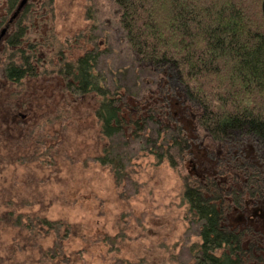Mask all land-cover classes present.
Masks as SVG:
<instances>
[{"label":"trees","instance_id":"obj_1","mask_svg":"<svg viewBox=\"0 0 264 264\" xmlns=\"http://www.w3.org/2000/svg\"><path fill=\"white\" fill-rule=\"evenodd\" d=\"M53 1L26 5L15 21L17 30L9 46L19 51L3 71L10 84L41 71V59L36 58L34 65L33 56L24 52L20 41L25 34L24 21L38 25L44 17L49 21L53 18ZM112 2L122 40L137 66L131 65L134 78L118 70H106V51L101 47L104 42L91 32L89 36L83 32L75 36L81 53L74 59L62 58L63 50H59L49 58H57L55 61L47 59L42 66L45 70L53 68L51 73L64 77L65 87L73 97L95 101L93 109L102 143L94 160L108 168L116 179L132 168L129 164L133 160H141V153L145 152L144 157H152L156 164L167 162L178 168L187 155L196 153L197 136L189 134L183 117L187 104L196 105L193 116L198 126L221 146H227L226 158L230 162L226 160V168L234 160L238 174L235 176L250 175L258 191L247 187L229 191L202 189L197 178L195 183L191 180L192 185L188 183L193 174L184 177L185 220L196 231V239L190 243L193 263L248 264L252 258V264H264V225L257 221L255 210L246 208L249 199H257L256 208H264L263 0ZM14 5L15 0H0V27ZM173 73L178 83L171 84ZM124 148H137L139 155L127 156ZM237 149L239 154L245 153L241 159L236 156ZM13 164L17 161H8L6 166ZM1 171L0 165V177ZM245 195L249 199L244 203ZM11 200L0 215V231L18 232L11 236L10 251L13 256L22 255L25 264H36V260L39 264L45 260L52 264H77L80 254L86 251L83 248L91 244L113 247L116 253L107 257L108 264H133L116 246L122 247L119 236L100 232L85 247L75 249L72 242L69 244L74 231L67 220L53 216V211L33 209L35 205ZM240 211L238 217L242 216V220L236 218ZM48 235L49 242L45 243ZM15 242L18 249L13 247Z\"/></svg>","mask_w":264,"mask_h":264},{"label":"rangeland","instance_id":"obj_2","mask_svg":"<svg viewBox=\"0 0 264 264\" xmlns=\"http://www.w3.org/2000/svg\"><path fill=\"white\" fill-rule=\"evenodd\" d=\"M42 1L47 0H25L21 7L31 2L40 6ZM53 7V18L50 21L43 18L48 24L44 20L38 25L27 21L23 24L25 34L20 46L25 53H31L34 65L36 58L41 59L37 76L10 84L3 71L19 50L0 46V215L9 201L16 199L24 205H35L33 209L53 211V216L67 220L74 231L69 244L72 242L75 249L85 247L93 236L106 232L123 239L122 247L116 246L133 264H195L190 243L196 239V231L185 220L184 177L193 174L188 183L192 185L191 180L194 182L197 178L202 189L245 190L247 187L252 192L258 191L255 179L240 174L238 179L234 160L226 168V160L230 162L226 158L227 146H221L198 126L193 116L197 107L193 104H187L183 117L189 134L197 136L196 153L187 155L178 168L170 167L167 162L156 164L152 157H144L146 152L141 153L143 156L138 162L133 160L129 164L132 168L118 179L108 168L97 164L94 159L101 152L102 141L94 115L95 101L73 97L72 91L65 87L64 77L51 73L53 68L45 70L42 66L56 51L63 50L61 57L65 59H74L81 53L79 44H75V36L81 32L85 36L91 32L98 41L104 42L101 47L106 51L107 71L118 70L134 78L131 65L137 66L122 40L112 0H54ZM8 20L9 17L1 25L0 35L7 29L6 25H11ZM14 24L10 32L15 33ZM175 82L178 80L173 73L171 84ZM123 151L134 158L140 152L137 148ZM244 154H239L237 149L239 159ZM11 160L17 164L6 166ZM248 199L245 195L244 203ZM250 200L246 208L255 210L258 220L255 215L254 219L264 225V208H256L257 199ZM240 213L234 217L242 220V216L238 217ZM4 232L0 231V264H25L22 255L13 256L10 251L11 236L18 232ZM51 235L54 239V234ZM44 242H49V235ZM109 246L88 245L83 248L86 251L80 254L77 264H108L107 257L116 253ZM13 247L18 249L16 242ZM252 262L249 258L248 264ZM35 263L39 264L38 260ZM43 264L52 262L45 260Z\"/></svg>","mask_w":264,"mask_h":264},{"label":"flooded vegetation","instance_id":"obj_3","mask_svg":"<svg viewBox=\"0 0 264 264\" xmlns=\"http://www.w3.org/2000/svg\"><path fill=\"white\" fill-rule=\"evenodd\" d=\"M23 1H25V0H15L14 9L11 11V13H9V15L6 16L7 18L9 17V20L7 22L15 23L17 18H19L20 13L22 12L23 8L25 7V6L23 8L21 7V4L23 3ZM28 4L34 6L33 2L27 3L26 5H28ZM12 23H11V25L10 24L6 25L7 29L4 30L5 33L3 34V36L0 40V46L1 47L2 46H5V48L9 47L10 39L13 36V34H12L13 32H10V30H11L10 27L12 26ZM0 37H1V35H0Z\"/></svg>","mask_w":264,"mask_h":264},{"label":"water","instance_id":"obj_4","mask_svg":"<svg viewBox=\"0 0 264 264\" xmlns=\"http://www.w3.org/2000/svg\"><path fill=\"white\" fill-rule=\"evenodd\" d=\"M262 12H263V15H264V0L262 2ZM4 33H5V31L2 32L1 37H0V40H1V38H2V36H3Z\"/></svg>","mask_w":264,"mask_h":264}]
</instances>
